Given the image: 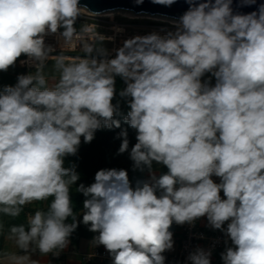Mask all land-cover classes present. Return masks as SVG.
<instances>
[{"label":"clouds","instance_id":"clouds-1","mask_svg":"<svg viewBox=\"0 0 264 264\" xmlns=\"http://www.w3.org/2000/svg\"><path fill=\"white\" fill-rule=\"evenodd\" d=\"M183 3L170 29L109 50L95 42L115 43V35L85 40L89 26L76 24L86 14L114 19L113 10L92 12L81 0H0V72L18 61L34 69L0 86V218L47 204L6 234L0 219V236L19 250L0 249V264L58 257L81 222L111 264H165L172 225L200 218L225 237L222 264H264V0ZM76 40L82 55H67ZM113 128L118 154L129 152L128 128L135 131L132 171H147V179L133 183L127 169L103 168L91 184L77 185V166H65L66 157L77 154L81 138L90 143L97 130ZM154 164L167 171L157 174ZM74 185L85 197L82 221ZM211 257L212 249L197 246L187 259L212 264Z\"/></svg>","mask_w":264,"mask_h":264},{"label":"built area","instance_id":"built-area-1","mask_svg":"<svg viewBox=\"0 0 264 264\" xmlns=\"http://www.w3.org/2000/svg\"><path fill=\"white\" fill-rule=\"evenodd\" d=\"M113 9H115L114 19H109L104 15L94 16L91 14H86L80 18L84 20V25H88L90 28V32L84 36L85 40L94 38L97 33L105 36L115 35V43L105 42V47L111 50L118 47L125 38L136 34L143 35L151 31L163 33L171 28V18H174L157 13L134 12L118 7ZM139 17L145 18V22L133 20ZM114 26H122L125 31L117 35L113 31ZM46 42L55 45L57 44V38L49 36L46 38ZM80 44L81 40L74 41L72 47L67 50V54L82 55ZM21 59H25V57ZM25 67L29 68L28 66ZM173 225L179 228L178 244L175 250L164 253L166 257L165 264H190L187 258L197 246L204 249H212V255H214L217 248L225 245L223 233L214 229H204L198 224L197 220L193 224L177 225L174 223ZM80 258L86 263L100 262L102 264H111V258L103 246H93L90 250L82 252Z\"/></svg>","mask_w":264,"mask_h":264},{"label":"trees","instance_id":"trees-1","mask_svg":"<svg viewBox=\"0 0 264 264\" xmlns=\"http://www.w3.org/2000/svg\"><path fill=\"white\" fill-rule=\"evenodd\" d=\"M77 29H79L77 27ZM23 57V56H22ZM21 57V58H22ZM20 58V59H21ZM28 71H34L32 68H27ZM15 74L10 73H0V86L2 85H14L16 83ZM117 91L124 87L123 82L117 78L116 81ZM117 99L119 97L117 96ZM129 109L124 107L123 102H121V112L123 114H127ZM116 119L121 120V127H128L123 123L122 116H117ZM120 129L113 128L109 129H101L97 130L94 134V139L90 143H84L83 138H81V144L79 146L78 152L75 156H68L65 159V166H68L72 163L76 164V171L80 175V180L77 181V185L80 183L85 184V186L94 182L95 173L103 168H123L127 169L129 172V177L135 182L136 179H139L143 174L140 172L132 171V160L130 159V148L132 145L136 143L135 140V131L131 128H128V138H129V152H125L122 154H118V150L121 144V139L118 138V133ZM153 167H157L158 173L166 172L167 169L160 165H155ZM77 185H74L71 190V200L73 204V210L77 213L78 210L83 208V201L85 197L75 191ZM47 204L40 203L27 206L22 212L20 217L12 219L10 217H2L4 225H5V234L7 233V229L12 224H20L26 223V213L34 212L37 208H44ZM77 219L82 221V212L77 215ZM69 223H71V218H69ZM97 233H93L88 230V226L84 225L82 222L79 223L78 228L71 234L69 237L70 244L75 245L80 237L91 238ZM2 237L0 236V244L2 241ZM225 245L219 247L214 252L213 264H222L220 253L224 250Z\"/></svg>","mask_w":264,"mask_h":264},{"label":"crops","instance_id":"crops-1","mask_svg":"<svg viewBox=\"0 0 264 264\" xmlns=\"http://www.w3.org/2000/svg\"><path fill=\"white\" fill-rule=\"evenodd\" d=\"M153 169L154 171L158 173L157 167H153ZM139 179H147V171H145V173H143V175ZM28 214L29 213L26 214L25 216L26 218ZM197 222L204 229L213 230L210 226H208V222L206 218H200L197 220ZM170 231H172L173 233V241H174V247L170 251H173L175 250L178 244L179 228L172 225ZM94 236L91 238L80 237L75 245H71L69 243L67 248L62 250L58 257H55L52 254H48L47 256H41L39 253H36L33 256V259H38L40 261V264H102L100 262L86 263L80 258V254L82 252L90 250L93 246H97L93 244ZM0 249H4L7 251H19L18 249L14 247V245L10 241H7L4 237H2ZM213 258H214V255H212L211 261H213Z\"/></svg>","mask_w":264,"mask_h":264},{"label":"water","instance_id":"water-1","mask_svg":"<svg viewBox=\"0 0 264 264\" xmlns=\"http://www.w3.org/2000/svg\"><path fill=\"white\" fill-rule=\"evenodd\" d=\"M259 2H262V0H258V3ZM81 3L86 4L91 11H102L118 7L129 9L134 12H147L151 14L157 13L172 17H178L188 7L187 4L183 3V0H178V2L171 7L154 5L150 2V0H145V3L142 6H135L132 3V0H81ZM253 10H255V6L239 9V11L244 13L251 12Z\"/></svg>","mask_w":264,"mask_h":264},{"label":"rangeland","instance_id":"rangeland-1","mask_svg":"<svg viewBox=\"0 0 264 264\" xmlns=\"http://www.w3.org/2000/svg\"><path fill=\"white\" fill-rule=\"evenodd\" d=\"M133 20L136 21V22H145L146 19L143 18V17H139V18H136V19H133ZM82 25H84V20L79 19L77 21L76 27H78L80 29ZM95 43H96V47H104V48H106L105 47L106 46L105 43H104L105 45H101L99 43V41H96ZM69 56H77V55H75V54L74 55L73 54H69ZM45 71H46V74L49 76V82L51 84L52 83L51 76L53 75V71H54L52 69V67H51V62H49V64L47 65ZM29 72L30 71H28V69L25 66H21L20 63H19V61H18L17 64L14 67H10L7 72H0V73H10V74L18 75V74H27ZM124 107L127 108L126 105H124ZM82 210H83V208L80 209V210H78L77 213H76V215H78L80 212H82ZM26 214H25V216H26Z\"/></svg>","mask_w":264,"mask_h":264},{"label":"bare ground","instance_id":"bare-ground-1","mask_svg":"<svg viewBox=\"0 0 264 264\" xmlns=\"http://www.w3.org/2000/svg\"><path fill=\"white\" fill-rule=\"evenodd\" d=\"M107 10H115V9H113V8H110V9H106V10H104V11H107ZM122 10V9H121ZM122 11H124V10H122ZM69 55V54H68Z\"/></svg>","mask_w":264,"mask_h":264}]
</instances>
